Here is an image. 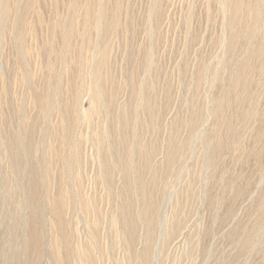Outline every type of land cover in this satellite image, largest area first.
I'll return each instance as SVG.
<instances>
[{
    "label": "rangeland",
    "instance_id": "1",
    "mask_svg": "<svg viewBox=\"0 0 264 264\" xmlns=\"http://www.w3.org/2000/svg\"><path fill=\"white\" fill-rule=\"evenodd\" d=\"M0 16V264H264V0Z\"/></svg>",
    "mask_w": 264,
    "mask_h": 264
},
{
    "label": "bare ground",
    "instance_id": "2",
    "mask_svg": "<svg viewBox=\"0 0 264 264\" xmlns=\"http://www.w3.org/2000/svg\"><path fill=\"white\" fill-rule=\"evenodd\" d=\"M1 17V16H0Z\"/></svg>",
    "mask_w": 264,
    "mask_h": 264
}]
</instances>
